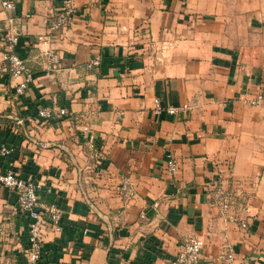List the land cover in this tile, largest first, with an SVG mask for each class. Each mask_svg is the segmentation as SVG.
Here are the masks:
<instances>
[{
  "label": "crops",
  "instance_id": "0c3cea01",
  "mask_svg": "<svg viewBox=\"0 0 264 264\" xmlns=\"http://www.w3.org/2000/svg\"><path fill=\"white\" fill-rule=\"evenodd\" d=\"M3 1L0 148L12 150L0 168L41 181L40 197L62 209L42 263L172 264L200 235L201 264H225L229 251L264 264V100L250 103L264 90V0H73L77 22L43 39L64 0ZM10 50L31 76L18 95ZM155 97L192 107L159 113ZM43 106L69 112L46 118ZM212 178L235 193L246 227L213 202ZM30 220L0 186V264H28Z\"/></svg>",
  "mask_w": 264,
  "mask_h": 264
},
{
  "label": "built area",
  "instance_id": "2783aa9c",
  "mask_svg": "<svg viewBox=\"0 0 264 264\" xmlns=\"http://www.w3.org/2000/svg\"><path fill=\"white\" fill-rule=\"evenodd\" d=\"M3 4L6 7H13L12 0H4ZM78 19V8L73 0H64L61 7L55 15L50 19L48 33L39 35L38 39L52 38L56 31L62 28L73 26ZM9 44L13 47L18 36L16 34L8 36ZM51 62L54 66L60 63V57L56 51L48 52ZM6 58L9 60V72L11 79L15 83V93H22L31 80L30 73L26 61L14 50L6 53ZM100 63V58H93L89 67L92 68ZM264 100V90H261L256 97L250 99V103L259 105ZM189 104L172 105L164 104L160 97L154 98V110L156 112H168L176 114L180 111L191 108ZM69 109L63 106H43L38 110L40 116L46 118H60L68 114ZM8 146H2L0 151L2 154L11 152ZM178 163L170 157L167 161V170L170 173L176 172ZM0 186H6L13 190L17 196V202L20 210L30 217L29 224V245L26 249L28 264H43L42 257L44 251V237L48 227H52L57 232L63 231L62 209L55 202H49L39 195V190L43 188L44 183L35 180L32 177H24L17 173L14 169L2 170L0 168ZM208 192L213 198V202L220 208L223 214L230 220L239 221L242 226H247V221L242 219L234 210L235 193L224 186L219 178H212L207 183ZM121 188L124 195L131 199L135 196V189L130 180V177L125 175L121 178ZM205 245L204 237L200 235H191L186 237L180 246L176 258L172 264H201L202 251ZM225 264L237 263L232 251L223 255Z\"/></svg>",
  "mask_w": 264,
  "mask_h": 264
}]
</instances>
